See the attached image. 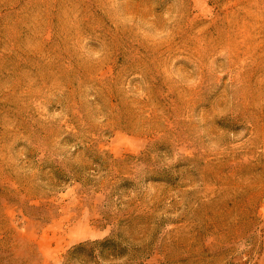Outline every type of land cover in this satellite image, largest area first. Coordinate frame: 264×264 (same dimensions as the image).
Masks as SVG:
<instances>
[{"label":"rangeland","instance_id":"374dc122","mask_svg":"<svg viewBox=\"0 0 264 264\" xmlns=\"http://www.w3.org/2000/svg\"><path fill=\"white\" fill-rule=\"evenodd\" d=\"M0 264H264V0H0Z\"/></svg>","mask_w":264,"mask_h":264}]
</instances>
